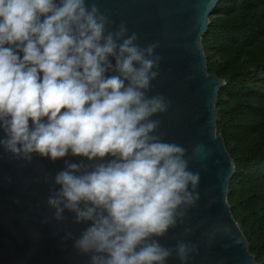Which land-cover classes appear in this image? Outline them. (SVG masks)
I'll return each mask as SVG.
<instances>
[{"label":"clouds","instance_id":"9594fccd","mask_svg":"<svg viewBox=\"0 0 264 264\" xmlns=\"http://www.w3.org/2000/svg\"><path fill=\"white\" fill-rule=\"evenodd\" d=\"M158 47L102 0H0V160L60 162L35 168L42 223L87 264H195L230 238L221 215L191 222L211 149L163 129L171 101L153 92Z\"/></svg>","mask_w":264,"mask_h":264},{"label":"water","instance_id":"95a60500","mask_svg":"<svg viewBox=\"0 0 264 264\" xmlns=\"http://www.w3.org/2000/svg\"><path fill=\"white\" fill-rule=\"evenodd\" d=\"M102 2L117 22L123 18L130 29L137 31L141 43L159 42L156 51L162 56L161 74L154 81L153 92L163 93L171 101L170 111L162 117L168 138L190 150L198 142L205 146V151L211 149L201 171L200 204L191 210L190 219L196 223L204 216L221 215L231 226V232L230 238L202 248L195 264H258L227 199L235 167L224 138L216 129V101L225 82L208 71L202 44L209 17L219 0ZM37 166L54 171L61 164L37 160L32 166L20 168L14 162L0 160V264H87L86 257L72 252L70 241H60L63 233L57 231L54 222L42 223L47 212L43 202L47 186L33 179ZM190 166L199 167L196 163ZM6 176L12 177V183L5 181ZM211 197L216 202L209 207ZM69 227L78 232L81 226ZM177 231L179 228L171 230L169 238L162 242L174 243L171 237ZM198 235L199 231L192 239Z\"/></svg>","mask_w":264,"mask_h":264},{"label":"trees","instance_id":"16d2710c","mask_svg":"<svg viewBox=\"0 0 264 264\" xmlns=\"http://www.w3.org/2000/svg\"><path fill=\"white\" fill-rule=\"evenodd\" d=\"M207 68L224 80L216 129L235 171L227 199L264 264V0H219L202 37Z\"/></svg>","mask_w":264,"mask_h":264}]
</instances>
